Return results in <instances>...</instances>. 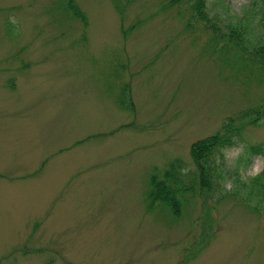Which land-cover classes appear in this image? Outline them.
Wrapping results in <instances>:
<instances>
[{
    "label": "rangeland",
    "instance_id": "374dc122",
    "mask_svg": "<svg viewBox=\"0 0 264 264\" xmlns=\"http://www.w3.org/2000/svg\"><path fill=\"white\" fill-rule=\"evenodd\" d=\"M187 2L74 0L83 24L63 0H0V264H264V73ZM205 7L264 40L260 0ZM236 117L201 192L189 146ZM173 160L176 216L146 200Z\"/></svg>",
    "mask_w": 264,
    "mask_h": 264
},
{
    "label": "trees",
    "instance_id": "16d2710c",
    "mask_svg": "<svg viewBox=\"0 0 264 264\" xmlns=\"http://www.w3.org/2000/svg\"><path fill=\"white\" fill-rule=\"evenodd\" d=\"M178 1L180 0H169L168 4L173 5ZM187 1L191 18L210 31L211 42L216 44L217 41H221L220 46L222 49L238 52L245 58V61L264 73V40L250 43L246 38V22L228 23L225 25L224 30H220L219 33L220 27L216 24L218 20L216 19V22L211 21L208 17L205 0ZM63 2L69 15L85 24V17L75 5L74 0H63ZM258 16L261 31L264 33V0H260ZM116 104L119 108L133 111L128 85L120 88ZM244 117L245 114L239 116L238 119ZM236 119L237 117L228 119L216 133L196 140L189 146L188 155L195 171L199 185L198 189L201 192L208 193L211 189L212 170L214 169L213 155H220L221 151L230 147L240 134L242 124ZM254 120L251 122H255ZM183 171L181 161L173 160L168 163L160 174L152 173L149 177L146 193L147 204L152 207L155 205L165 206L173 216L178 215L180 210L179 198L182 193L190 191V188L188 190L184 186L183 178L185 175ZM258 180L264 183V171L258 176ZM260 188L264 190V184Z\"/></svg>",
    "mask_w": 264,
    "mask_h": 264
},
{
    "label": "clouds",
    "instance_id": "9594fccd",
    "mask_svg": "<svg viewBox=\"0 0 264 264\" xmlns=\"http://www.w3.org/2000/svg\"><path fill=\"white\" fill-rule=\"evenodd\" d=\"M260 174V168L258 166H254L252 168V171L250 173L249 178H255L256 176H258Z\"/></svg>",
    "mask_w": 264,
    "mask_h": 264
}]
</instances>
